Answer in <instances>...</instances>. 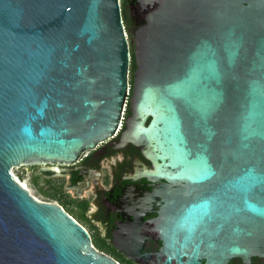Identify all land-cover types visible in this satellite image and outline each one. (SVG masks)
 Instances as JSON below:
<instances>
[{
  "label": "water",
  "instance_id": "1",
  "mask_svg": "<svg viewBox=\"0 0 264 264\" xmlns=\"http://www.w3.org/2000/svg\"><path fill=\"white\" fill-rule=\"evenodd\" d=\"M0 0V264H116L11 170L76 162L139 264H264V0ZM129 103V113L124 118Z\"/></svg>",
  "mask_w": 264,
  "mask_h": 264
},
{
  "label": "flooded vegetation",
  "instance_id": "2",
  "mask_svg": "<svg viewBox=\"0 0 264 264\" xmlns=\"http://www.w3.org/2000/svg\"><path fill=\"white\" fill-rule=\"evenodd\" d=\"M127 1V0H126ZM130 30V28H129ZM128 30V31H129ZM129 41L131 44V52L133 46V37L129 32ZM126 119V118H125ZM124 128V124L115 133V135L100 144L94 150L84 151L76 162L65 165H45L43 167H31L30 173L33 178L38 175L44 180L45 187L54 191L59 197L60 201H51L58 204L67 215H69L77 224H79L89 234L92 247L100 254H103L112 259L116 264H139L121 253L115 246L112 236V224L100 217L97 211V206L93 202L95 195L92 191L86 190L81 194H76L74 190L65 187L68 183V175L46 177L39 173V168H68L75 166L85 159L113 142L118 138Z\"/></svg>",
  "mask_w": 264,
  "mask_h": 264
},
{
  "label": "rangeland",
  "instance_id": "3",
  "mask_svg": "<svg viewBox=\"0 0 264 264\" xmlns=\"http://www.w3.org/2000/svg\"><path fill=\"white\" fill-rule=\"evenodd\" d=\"M120 2H121V0H120ZM127 12H128V9H127ZM125 30H126V28H125ZM129 32L131 33V30H129V31L126 30L128 39H129ZM129 75L130 76L132 75L131 69H130ZM128 113H129V103H128V106L126 108V112L123 115L124 118H127ZM10 172H11L13 179L18 184H20L22 187L26 188L28 190L29 194L32 197H34L36 200L42 201V202L50 201V198L43 195V193L40 190V189L47 190V191L49 190L48 188L45 187L44 180L41 177H38L37 184L34 185L32 183L33 176L30 173V170L27 169L26 167L15 168V169H12Z\"/></svg>",
  "mask_w": 264,
  "mask_h": 264
},
{
  "label": "trees",
  "instance_id": "4",
  "mask_svg": "<svg viewBox=\"0 0 264 264\" xmlns=\"http://www.w3.org/2000/svg\"><path fill=\"white\" fill-rule=\"evenodd\" d=\"M121 9H122V18H123V22H124V25H125V28L126 30L128 31L130 26H129V22H128V19H127V1L126 0H121ZM130 69H131V72L133 73L134 69H135V65H134V58H133V54L131 52V65H130ZM38 177H40L39 175L36 177V178H33L32 180V183L34 185L37 184V180H38ZM46 189V188H45ZM49 189V188H48ZM41 192L43 193V195L47 196L48 198H50V201L48 202H51V201H60L59 197L57 196V194L52 191V190H43V189H40ZM60 205V202L58 203Z\"/></svg>",
  "mask_w": 264,
  "mask_h": 264
},
{
  "label": "built area",
  "instance_id": "5",
  "mask_svg": "<svg viewBox=\"0 0 264 264\" xmlns=\"http://www.w3.org/2000/svg\"><path fill=\"white\" fill-rule=\"evenodd\" d=\"M121 127V125L119 126V128Z\"/></svg>",
  "mask_w": 264,
  "mask_h": 264
},
{
  "label": "bare ground",
  "instance_id": "6",
  "mask_svg": "<svg viewBox=\"0 0 264 264\" xmlns=\"http://www.w3.org/2000/svg\"><path fill=\"white\" fill-rule=\"evenodd\" d=\"M24 188V187H23ZM26 189V188H25Z\"/></svg>",
  "mask_w": 264,
  "mask_h": 264
}]
</instances>
